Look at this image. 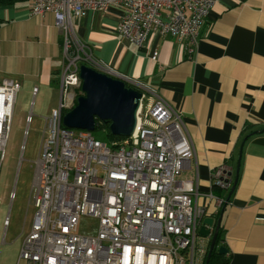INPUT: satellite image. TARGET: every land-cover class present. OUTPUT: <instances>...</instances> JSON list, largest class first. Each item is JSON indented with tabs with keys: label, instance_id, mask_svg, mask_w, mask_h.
Wrapping results in <instances>:
<instances>
[{
	"label": "built area",
	"instance_id": "1",
	"mask_svg": "<svg viewBox=\"0 0 264 264\" xmlns=\"http://www.w3.org/2000/svg\"><path fill=\"white\" fill-rule=\"evenodd\" d=\"M216 1L32 0L31 16H54L63 37V68L61 100L47 120L37 162L35 196L30 201L33 225L17 264L204 263L211 236L203 237L199 230L210 217L208 206L213 205L217 214L227 201L220 194L201 192L198 182L180 179L196 158L181 112L147 84L121 76L95 58L91 47L77 37L75 23L88 11L108 13L120 7L118 36L139 48L151 33L171 36L182 42L192 59ZM158 57L155 51L151 59ZM83 65L141 93L135 131L111 146L95 139L91 131L62 123L77 96L83 95ZM19 89L11 80L0 83V168ZM31 121L30 113L25 123ZM211 179L221 192L231 191L234 183L226 165L214 168ZM83 217L98 221L95 235L79 233Z\"/></svg>",
	"mask_w": 264,
	"mask_h": 264
},
{
	"label": "crops",
	"instance_id": "2",
	"mask_svg": "<svg viewBox=\"0 0 264 264\" xmlns=\"http://www.w3.org/2000/svg\"><path fill=\"white\" fill-rule=\"evenodd\" d=\"M31 5L28 0L0 7V83L11 80L20 85L18 93L31 94L27 129L35 119H45L46 125L58 107L63 68V37L54 16L33 17ZM122 14L120 7L108 13L88 11L76 21V35L95 58L121 76L147 84L181 112L196 149L181 180L198 182L203 193L214 192L212 170L226 165L235 180L239 166L230 201V191L220 193L227 201L221 222L227 264H264V0H217L192 59L171 36L151 33L142 48L118 36ZM155 51L159 57L152 61ZM10 194L5 211L1 205L6 206L7 193L0 202L3 264L9 257L17 264L35 212L30 219V201L24 210ZM208 207L216 223L223 207L217 214L213 205Z\"/></svg>",
	"mask_w": 264,
	"mask_h": 264
},
{
	"label": "water",
	"instance_id": "3",
	"mask_svg": "<svg viewBox=\"0 0 264 264\" xmlns=\"http://www.w3.org/2000/svg\"><path fill=\"white\" fill-rule=\"evenodd\" d=\"M83 95L76 100V105L63 116V125L69 129H82L95 131L96 119L109 125L113 136L128 137L137 127V113L140 107L141 93L133 88H128L124 81L100 73L85 65L80 68ZM239 174V166L236 170L235 180L227 201L232 196ZM225 207L222 208L220 216L215 223L214 218L207 217L202 223L199 234L210 237L211 242L206 258L209 263L221 226ZM216 224L211 234L209 228ZM225 247L219 248L221 255L227 254Z\"/></svg>",
	"mask_w": 264,
	"mask_h": 264
},
{
	"label": "rangeland",
	"instance_id": "4",
	"mask_svg": "<svg viewBox=\"0 0 264 264\" xmlns=\"http://www.w3.org/2000/svg\"><path fill=\"white\" fill-rule=\"evenodd\" d=\"M31 101V94L29 93L21 92L16 96L11 131L6 146L4 162L0 168V202L6 193L8 198L5 197L6 206H2L0 203L3 211L7 209L8 201H11V194L9 196V193L14 194V197L17 196L14 200L24 210H26L29 201L33 200L35 196L34 183L38 171L37 162L43 140L47 135V121L45 125V119L44 121L43 119L42 121L35 119L30 129H27L25 118L31 113V109L34 106V101ZM107 132L108 130L100 129L99 131H93L92 134L95 139L111 146ZM31 206L28 208V217L30 219L34 212ZM97 225L98 221L96 219L83 217L79 223V233L87 236L95 235ZM11 261L12 258L9 257L6 264H11ZM3 263L5 261L0 259V264Z\"/></svg>",
	"mask_w": 264,
	"mask_h": 264
},
{
	"label": "trees",
	"instance_id": "5",
	"mask_svg": "<svg viewBox=\"0 0 264 264\" xmlns=\"http://www.w3.org/2000/svg\"><path fill=\"white\" fill-rule=\"evenodd\" d=\"M27 1H28V0H0V7H1V6H12V5H15V4L25 3V2H27ZM126 86H127L128 88H131V87H130L129 85H127V84H126ZM78 97H79V96H77V98H78ZM77 98H76V100H77ZM76 100H75V102H74V106L76 105ZM74 106H73V107H74ZM73 107H72V108H73ZM72 108H71V109H72ZM71 109H70V110H71ZM70 110H68V111H70ZM68 111H67V112H68ZM100 129L108 130V132H107V136H108V138H109V140H110V142H111V145H113L114 143H117V142H119V141L125 139V138H123V137H116V136H113V135L110 133L109 125H108V124H104V123H102L100 120L96 119V129H95V131H99ZM263 131H264V130H263ZM213 190H214V192H215L216 194H220V193H221V190H220L219 188L215 187V186L213 187ZM228 201H230V199H229ZM220 212H221V211H220ZM220 212H219L218 215L216 216V220H218V218H219V216H220ZM215 228H216V225L213 226V232H214ZM223 233H224V226H223V224H221V226H220V228H219V232H218L217 240H216V245H215V248H214V250H213V252H212V255H211V258H210V261H209L208 264H227V263H228V259L226 258L228 252H227V254H225V255H221V254L219 253V248H220V247L223 246V247L226 248V246L224 245ZM220 244H221V245H220ZM226 249H227V248H226ZM203 264H206V260L204 261Z\"/></svg>",
	"mask_w": 264,
	"mask_h": 264
}]
</instances>
